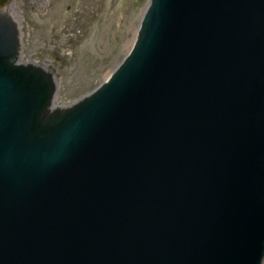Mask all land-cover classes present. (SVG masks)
Masks as SVG:
<instances>
[{"label": "water", "instance_id": "95a60500", "mask_svg": "<svg viewBox=\"0 0 264 264\" xmlns=\"http://www.w3.org/2000/svg\"><path fill=\"white\" fill-rule=\"evenodd\" d=\"M0 12V264H263L264 0H150L54 114Z\"/></svg>", "mask_w": 264, "mask_h": 264}, {"label": "rangeland", "instance_id": "374dc122", "mask_svg": "<svg viewBox=\"0 0 264 264\" xmlns=\"http://www.w3.org/2000/svg\"><path fill=\"white\" fill-rule=\"evenodd\" d=\"M7 1L0 0V8L4 9ZM14 1L24 24V59L38 62L56 75L55 104L59 107L90 95L111 76L131 51L150 3V0Z\"/></svg>", "mask_w": 264, "mask_h": 264}, {"label": "flooded vegetation", "instance_id": "af4514ba", "mask_svg": "<svg viewBox=\"0 0 264 264\" xmlns=\"http://www.w3.org/2000/svg\"><path fill=\"white\" fill-rule=\"evenodd\" d=\"M12 2H14V0H12ZM11 2V3H12ZM16 4V3H15ZM17 6V5H16ZM17 9H18V6H17ZM17 19L15 24H16V29H17V32L19 33V40H20V45H19V49L22 50V53L24 54L25 53V43H24V37H25V34H24V24H23V20L22 18L20 19L19 18V9L17 10ZM34 64H37L38 62H33Z\"/></svg>", "mask_w": 264, "mask_h": 264}, {"label": "bare ground", "instance_id": "6f19581e", "mask_svg": "<svg viewBox=\"0 0 264 264\" xmlns=\"http://www.w3.org/2000/svg\"><path fill=\"white\" fill-rule=\"evenodd\" d=\"M17 6H16V4H15V1L14 2H12L11 4H10V6H9V8L7 9V12L11 15V16H13V18L14 19H17Z\"/></svg>", "mask_w": 264, "mask_h": 264}]
</instances>
